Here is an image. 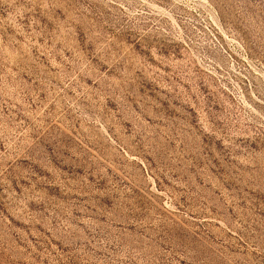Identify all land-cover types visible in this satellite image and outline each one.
Here are the masks:
<instances>
[{
  "label": "rangeland",
  "instance_id": "obj_1",
  "mask_svg": "<svg viewBox=\"0 0 264 264\" xmlns=\"http://www.w3.org/2000/svg\"><path fill=\"white\" fill-rule=\"evenodd\" d=\"M0 264H264V0H0Z\"/></svg>",
  "mask_w": 264,
  "mask_h": 264
}]
</instances>
